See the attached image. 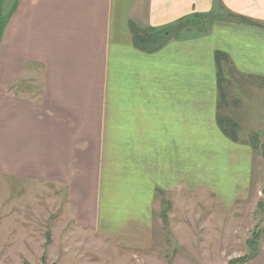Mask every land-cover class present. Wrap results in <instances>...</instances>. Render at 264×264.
<instances>
[{
	"label": "crops",
	"instance_id": "1",
	"mask_svg": "<svg viewBox=\"0 0 264 264\" xmlns=\"http://www.w3.org/2000/svg\"><path fill=\"white\" fill-rule=\"evenodd\" d=\"M225 12L264 24V0H0V176L52 185L78 227L149 248L152 219L111 232L101 208L107 201L112 212L144 186L148 210L166 202V191H208L180 179L161 192L162 144L186 149L221 138L232 153L228 171L243 163L240 152L256 151L237 134L264 136L255 98L264 94V30L223 20ZM194 13L220 17L205 34L151 52L136 46L137 32L155 33ZM222 119L235 137L223 133ZM256 124L257 132L241 131ZM245 174L230 205L254 185ZM212 204L218 210L221 202ZM258 242L243 264H264V235Z\"/></svg>",
	"mask_w": 264,
	"mask_h": 264
},
{
	"label": "rangeland",
	"instance_id": "2",
	"mask_svg": "<svg viewBox=\"0 0 264 264\" xmlns=\"http://www.w3.org/2000/svg\"><path fill=\"white\" fill-rule=\"evenodd\" d=\"M212 23H205L191 34L182 32L178 38L207 32ZM262 86L260 90L264 93ZM255 98L264 110V94L256 93ZM255 104L258 106V102ZM260 114H264L262 110ZM223 124L235 137L229 125ZM257 126L245 125L241 131L257 132ZM236 138L256 151L249 158L240 152L243 163H230L228 171L226 164L232 153L221 148L225 142L221 138L185 144L186 149L180 143L162 144L166 148L161 160V192L177 185L180 179L191 182L186 185L189 189L202 185L208 191L192 190L193 194L180 188L175 193L166 191L161 193L166 202L161 206L153 202L150 210L145 197L150 195L145 186L128 191L125 194L128 201L118 204L112 212L105 202L100 219L108 231H126L129 223L142 229L152 219L155 232L149 248L132 247L141 244L140 241L120 245L110 234L104 237L78 227L72 209L65 204L64 192L52 185L0 176V264H43L44 255L45 264H233L252 256L264 235V137L254 141L252 136L237 134ZM246 168L245 176L250 178L253 174L254 185L250 184L245 200L230 205L236 184H241L239 173ZM214 200L221 202L218 210L212 204ZM161 209L165 210V220ZM256 234L260 235L257 241L253 238ZM127 243L130 246H122Z\"/></svg>",
	"mask_w": 264,
	"mask_h": 264
},
{
	"label": "trees",
	"instance_id": "3",
	"mask_svg": "<svg viewBox=\"0 0 264 264\" xmlns=\"http://www.w3.org/2000/svg\"><path fill=\"white\" fill-rule=\"evenodd\" d=\"M226 15H228L229 17H226ZM220 16H214L213 14H192L191 16L179 20L169 26H167L166 28L152 33V32H137L136 37H135V44L137 47H139L141 50H146V51H154L156 49H159L160 47H162L166 42H168L171 39H178V36L180 35V33L182 32H186V33H193L194 31L200 29L203 25L205 26V23H212L213 21H215L216 19H219ZM224 18H222L223 20H232L238 23H241L243 25H252L255 26L257 28H261L264 30V24L258 23V22H254L244 16L241 15H236V14H231L229 12H225V14L223 15ZM229 18V19H228ZM231 18V19H230ZM202 34H205V32H203ZM146 36V37H144ZM161 39V42H159V40ZM154 42V43H153ZM150 43H153L154 45H150ZM221 56H224L223 53H218L216 58L220 59ZM219 73V71L217 70V74ZM221 78L219 76L218 79V86L219 89H221ZM219 122H221L219 125V127L222 129L223 133L226 125L223 124L226 123L228 124V121L225 119L220 120ZM229 128L231 129L232 126H229ZM233 131V130H230ZM228 133V132H227ZM226 135V132L224 133ZM235 135V132L233 131V136ZM263 135V134H262ZM262 135L257 136L255 138H253L254 141L259 140L260 137H262ZM264 137V136H263ZM264 142V140H263ZM161 217H163V219H166V214H165V210L161 209ZM50 232L48 231V238L47 240H50V236H49ZM260 235L254 236V240L257 241V239H259ZM254 241V242H255ZM256 253V251H255ZM254 253L252 256H246L245 258H243L242 260H236L233 262V264H238V262L243 261L247 262L248 259L253 258L254 257ZM42 261L43 264H45V255L42 257ZM27 264V263H25Z\"/></svg>",
	"mask_w": 264,
	"mask_h": 264
}]
</instances>
